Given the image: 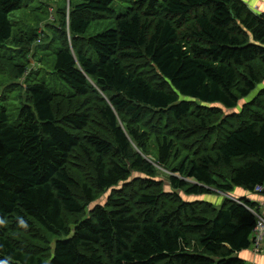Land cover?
Listing matches in <instances>:
<instances>
[{
	"label": "trees",
	"instance_id": "trees-1",
	"mask_svg": "<svg viewBox=\"0 0 264 264\" xmlns=\"http://www.w3.org/2000/svg\"><path fill=\"white\" fill-rule=\"evenodd\" d=\"M39 1L55 24L38 0H0V49L40 38L14 31L31 9L55 25L51 74L74 93L31 83L27 55L0 58V79L25 87L17 120L0 110V264H246L262 206L233 191L264 197V13L243 0H127L121 14L113 0ZM213 191L221 204L196 199Z\"/></svg>",
	"mask_w": 264,
	"mask_h": 264
},
{
	"label": "rangeland",
	"instance_id": "rangeland-1",
	"mask_svg": "<svg viewBox=\"0 0 264 264\" xmlns=\"http://www.w3.org/2000/svg\"><path fill=\"white\" fill-rule=\"evenodd\" d=\"M66 1H68V0H66ZM36 4L38 6V9H39L41 16L48 15V19L51 22H53V24H55V18L53 16L54 8L41 4L39 0ZM31 5L33 6V3L28 5V7H30ZM128 6H129V3L127 0H113L112 7L114 8V10L118 14L125 12L127 10ZM250 9L253 10L254 12L258 11V8H255V7L250 6ZM69 12H70V7H69V4H67L66 13L69 14ZM11 19L13 22L15 32L19 28H22V32L28 33L32 27H35V28H38L37 34L39 35L40 38L30 46V48H29L30 50L26 53L21 52L19 49L17 50L16 46L13 43L5 45L6 47H11V48L0 49V55H2V57H0V58H2V60L4 61V63H5L4 66L6 67V66L11 65L13 63V60L10 59V58H12V56L21 57L23 55H27L26 61L28 62L29 66H30V68H29L30 69L29 80L31 83L38 82V81H41L42 79H44L46 84H48L53 90L67 94V95L73 94L74 90L69 85H67L65 82L61 81L60 79L53 77V75L51 74V72H52L51 69L53 67V66L51 67V65H52L51 62L54 59L55 55H54L53 49L51 48V45H49L50 44L49 38L43 39V37H45V35L43 33V29L46 28L47 29L46 32L49 31V29H51L50 32H55V29H53V26H55V25L47 26L46 25L47 22H45V21L36 25L35 20L37 19V15L34 14L32 12V10L27 8V7L25 9H22V10L15 12L12 15ZM56 23H59V22H57V20H56ZM56 26H57V24H56ZM107 27H108V25L103 26L100 30H97L96 32H94V34H97V33H100L102 31L106 30ZM24 33H22V34H24ZM58 36H60V33L58 34ZM43 56H44V58L48 56V58L50 59L49 66L47 65V63L40 65V59ZM44 58H42V59H44ZM44 65H47L48 67H50V69L48 67L43 68ZM27 77H28V75H26L25 78H27ZM25 78H23L21 81H19V83L24 82ZM15 83L16 82L7 83V82H4L3 79H0V110L5 108L9 112L12 120L18 119L19 106L23 103V98L21 97V95H25V87L23 88V87H21V85H19V86L14 88ZM11 84H13V87L10 86ZM261 87H262V85H258L256 90L248 98L245 99V102H248L249 100H251L252 97L258 91V89ZM11 88H12V90H11ZM106 98L108 99V97H106ZM239 108H240V106H239ZM236 111H238V109H236ZM236 190L237 189H235L233 192L235 193ZM213 192H214V194H212V195H203V196L198 197L196 199H203L206 201H211L215 204H221L224 201V198L227 196L224 193L222 194V193H219L217 191H213ZM262 205L264 206V203ZM261 209H262V211L257 212V214H259V213L261 215L264 214V207H261ZM263 244H264V234L259 241L255 242L251 246V249L253 250V252L256 253L255 255L258 254L259 249L263 248Z\"/></svg>",
	"mask_w": 264,
	"mask_h": 264
},
{
	"label": "crops",
	"instance_id": "crops-1",
	"mask_svg": "<svg viewBox=\"0 0 264 264\" xmlns=\"http://www.w3.org/2000/svg\"><path fill=\"white\" fill-rule=\"evenodd\" d=\"M243 1L246 4H248L249 7L251 6V7L258 8V12L264 13V0H243ZM234 194L240 198H248L254 204L258 205L259 207H261V206L263 207L262 204L264 203V198L260 195L249 193V192L244 191L243 189H239V188L236 190V192ZM255 254L256 253H254L251 248L238 253L240 258H242L246 264H264V244H263L262 251L260 253H258L257 255H255Z\"/></svg>",
	"mask_w": 264,
	"mask_h": 264
},
{
	"label": "built area",
	"instance_id": "built-area-1",
	"mask_svg": "<svg viewBox=\"0 0 264 264\" xmlns=\"http://www.w3.org/2000/svg\"><path fill=\"white\" fill-rule=\"evenodd\" d=\"M258 191L264 192V190L262 188L260 190H258ZM262 215H260V216L258 215L259 223H258V225H257V227L255 229V232L257 234L256 242L259 241L262 238L263 234H264V214H262ZM261 251H262V249H259L258 253H260Z\"/></svg>",
	"mask_w": 264,
	"mask_h": 264
},
{
	"label": "bare ground",
	"instance_id": "bare-ground-1",
	"mask_svg": "<svg viewBox=\"0 0 264 264\" xmlns=\"http://www.w3.org/2000/svg\"><path fill=\"white\" fill-rule=\"evenodd\" d=\"M102 13V12H101ZM98 19V18H97ZM98 26V25H97ZM92 28V27H91ZM67 168V167H66ZM71 170V169H70ZM74 177V176H73ZM102 204V203H101Z\"/></svg>",
	"mask_w": 264,
	"mask_h": 264
}]
</instances>
